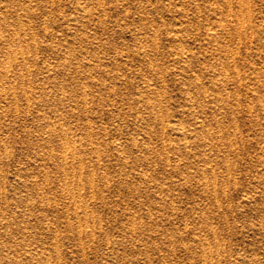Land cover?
Returning a JSON list of instances; mask_svg holds the SVG:
<instances>
[{
    "label": "rangeland",
    "instance_id": "rangeland-1",
    "mask_svg": "<svg viewBox=\"0 0 264 264\" xmlns=\"http://www.w3.org/2000/svg\"><path fill=\"white\" fill-rule=\"evenodd\" d=\"M0 264H264V0H0Z\"/></svg>",
    "mask_w": 264,
    "mask_h": 264
},
{
    "label": "bare ground",
    "instance_id": "bare-ground-1",
    "mask_svg": "<svg viewBox=\"0 0 264 264\" xmlns=\"http://www.w3.org/2000/svg\"><path fill=\"white\" fill-rule=\"evenodd\" d=\"M65 149V148H64Z\"/></svg>",
    "mask_w": 264,
    "mask_h": 264
}]
</instances>
